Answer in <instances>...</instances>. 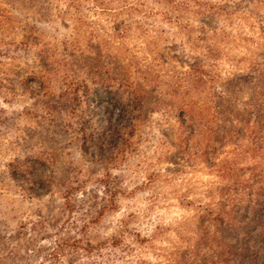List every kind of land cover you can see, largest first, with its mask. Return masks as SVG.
<instances>
[{"label":"rangeland","instance_id":"374dc122","mask_svg":"<svg viewBox=\"0 0 264 264\" xmlns=\"http://www.w3.org/2000/svg\"><path fill=\"white\" fill-rule=\"evenodd\" d=\"M25 2L40 15L0 0V264L234 253L205 214L217 170L251 164L235 143L263 81L264 0Z\"/></svg>","mask_w":264,"mask_h":264},{"label":"trees","instance_id":"16d2710c","mask_svg":"<svg viewBox=\"0 0 264 264\" xmlns=\"http://www.w3.org/2000/svg\"><path fill=\"white\" fill-rule=\"evenodd\" d=\"M9 3L25 11L34 10L25 0H9ZM32 13L40 15L36 11ZM115 85L117 88L127 84L123 81ZM105 86L114 88L111 83H105ZM250 104L247 117L241 121L239 128L244 138L235 143V152L251 164L246 167L225 166L217 170L218 176L227 185L221 188L217 211L207 210L205 214L213 226L212 232H233L237 234V242H241L234 247V253L227 254L220 249L216 264H224L226 255H231L235 264H264V75ZM180 109L187 111L185 103ZM188 115L194 117L196 114L189 112ZM183 126L180 136L182 143L186 140ZM184 128L191 131L193 125ZM238 133L230 132V135L239 138ZM203 229L200 232L210 230L207 225Z\"/></svg>","mask_w":264,"mask_h":264}]
</instances>
